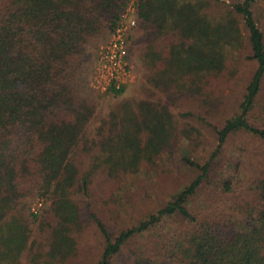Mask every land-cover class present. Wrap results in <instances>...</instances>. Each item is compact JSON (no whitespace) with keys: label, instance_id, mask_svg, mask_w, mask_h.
I'll return each mask as SVG.
<instances>
[{"label":"trees","instance_id":"obj_1","mask_svg":"<svg viewBox=\"0 0 264 264\" xmlns=\"http://www.w3.org/2000/svg\"><path fill=\"white\" fill-rule=\"evenodd\" d=\"M258 3L0 0V264H70L84 219L77 196H88L101 178L116 187L142 169L151 172L185 141L188 150L202 146L203 122L217 146L202 162L184 154L194 177L161 208L115 237L92 214L105 240L97 264H113L125 250L127 264H264V169L252 185L236 175L213 184L211 175L233 136L264 143V8L258 14ZM130 5L137 24L128 40L138 26L144 30L147 44L137 59L161 92L215 104L209 84L236 73L230 50L253 60L238 111L222 125L197 116L196 135L197 128L179 125L155 88L143 85V96L123 97L104 112L98 98H119L126 86L112 81L102 91L94 71L92 91L83 93L89 44L114 32ZM214 5L223 12H207Z\"/></svg>","mask_w":264,"mask_h":264},{"label":"rangeland","instance_id":"obj_2","mask_svg":"<svg viewBox=\"0 0 264 264\" xmlns=\"http://www.w3.org/2000/svg\"><path fill=\"white\" fill-rule=\"evenodd\" d=\"M227 1L231 2L232 0ZM263 8L264 1L259 0L255 10L261 14ZM207 12L220 14L223 11L220 6L214 5ZM133 16L137 19L136 11ZM135 26L130 29V33ZM112 34L113 31L105 30L103 36L92 40L87 48L84 63L87 85L86 88L84 87L83 93L92 91L94 71H100L102 68V55L112 40ZM133 36L134 39L127 42V54H129L127 61L130 72L123 81L126 86L125 93L119 98L112 94H103V97L98 98L99 108L104 112H107L112 104L117 103L123 97L143 96L141 93L143 85L151 90L155 88L149 85V71L137 59L139 48L147 44L144 39V30L138 26L134 30ZM244 52L248 54L249 51ZM228 57V63L236 69V73L234 76H229L230 74L226 71L227 78L212 81L209 84L207 93H212L213 102L215 99L217 100L215 104H208L211 99L205 102V98H200L195 94L177 90L166 93L155 88V91L161 95L162 102L177 114L181 127H195L197 135L200 126L197 116H204L207 120L222 125L227 117L238 111L241 96L255 71L256 63L253 60H246V57H243L241 52L239 53V49L230 50ZM149 94L151 91L146 97ZM190 110L194 113V117L182 116ZM201 126L204 146L200 145L196 149L190 147L191 149L188 150V143L185 141L179 145V149L173 155L165 154L158 162V166L151 172L148 173L142 169L139 173L123 179L116 187L114 183L106 182L101 178L94 183L88 196H77L82 203L84 219L83 227L77 235L78 254L70 264H97L103 256L105 240L92 216L93 213L106 224L110 233L115 237L121 229L136 224L148 214L156 212L194 177L193 172L182 161L184 154L202 162L217 146L216 134L212 127L206 122H203ZM263 169L264 143L254 138L236 135L226 143L222 153L215 161L211 175L213 184L220 178L236 175L243 178L244 183L252 185ZM110 198L116 200L111 201ZM199 204H203L202 199ZM127 255L128 251L125 250L123 254L115 258L113 264H127Z\"/></svg>","mask_w":264,"mask_h":264},{"label":"built area","instance_id":"obj_3","mask_svg":"<svg viewBox=\"0 0 264 264\" xmlns=\"http://www.w3.org/2000/svg\"><path fill=\"white\" fill-rule=\"evenodd\" d=\"M135 10V6L130 5L122 14L112 34V40L103 52L102 68L100 71H96V76L94 77L95 85L102 91L107 90L112 81L118 87L121 86L124 78L130 72L126 59L127 42L130 29L137 24V19L133 16ZM41 205L40 203L39 206Z\"/></svg>","mask_w":264,"mask_h":264}]
</instances>
